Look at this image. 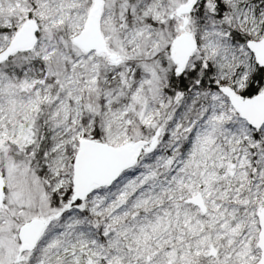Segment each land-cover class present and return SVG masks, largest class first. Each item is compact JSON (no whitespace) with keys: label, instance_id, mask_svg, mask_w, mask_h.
<instances>
[{"label":"rangeland","instance_id":"obj_1","mask_svg":"<svg viewBox=\"0 0 264 264\" xmlns=\"http://www.w3.org/2000/svg\"><path fill=\"white\" fill-rule=\"evenodd\" d=\"M189 2L0 0V54L27 23L39 29L31 50L0 64V264L261 260L264 127L253 130L221 90L241 96L252 80L254 55L230 30L262 40L264 0H200L187 30L198 51L183 70L209 61L219 90L185 96L155 149L138 153L116 184L93 188L72 209L51 204L72 186L82 141L98 133L100 143L127 149L139 142L134 127L156 126L168 104L160 87L174 67L170 45L183 35L171 16ZM217 2L228 10L224 22ZM95 14L103 49L87 52L75 37ZM154 136L144 130L140 141ZM198 195L205 211L188 202ZM35 219L48 227L17 263L19 231Z\"/></svg>","mask_w":264,"mask_h":264},{"label":"water","instance_id":"obj_2","mask_svg":"<svg viewBox=\"0 0 264 264\" xmlns=\"http://www.w3.org/2000/svg\"><path fill=\"white\" fill-rule=\"evenodd\" d=\"M199 1L190 0L188 4L180 6L172 16V19L176 18L182 22L180 31L183 35L175 38L170 45V59L179 68L198 51L194 35L187 30L190 24L189 17ZM95 12L97 14V11ZM96 14L92 16L85 29L75 37V43L87 52H101L103 49V40L98 28L99 17ZM38 32L39 29L34 22L24 25L10 46L0 54V63L7 61L17 52L31 50L36 44ZM247 47L254 55L257 66L264 69V37L260 41H250ZM221 91L235 111L253 130L260 131L264 127V90L251 99L238 96L230 88H223ZM156 138L154 137L151 143L136 142L127 149H116L95 140L82 141L74 159L72 179L74 196L68 209L84 202L91 195L93 188L105 189L116 184L133 163H138L141 152L151 153L155 149ZM4 185V179L0 176V206L3 200ZM188 202L205 211L200 195ZM258 219L261 229L258 247L262 253L258 264H264V208L258 213ZM47 227L46 220L35 219L20 229L17 263H20L24 255L35 251Z\"/></svg>","mask_w":264,"mask_h":264},{"label":"trees","instance_id":"obj_3","mask_svg":"<svg viewBox=\"0 0 264 264\" xmlns=\"http://www.w3.org/2000/svg\"><path fill=\"white\" fill-rule=\"evenodd\" d=\"M217 12L218 15L216 16L217 19L224 22L227 20L228 10L221 2H217ZM172 20V16H171ZM0 31H1V24H0ZM231 37L233 40L241 42L243 44H248L250 40L244 36L239 34L236 31H231ZM39 33L37 34V36ZM195 55V54H194ZM193 55V57H194ZM159 59V55H156L152 58V61L155 62ZM184 65H182L180 68L174 67L168 71V77L167 82L165 85H162L160 87V92L167 97V108L163 111V113L160 116V119L158 120V123L156 126L150 127L146 130L149 134L154 133L155 136L159 135L160 133L167 132L170 126V123L173 119V114L181 102H183V98L185 96L190 95L193 91L198 90L202 93L212 92L219 90V87L215 80V70L213 68V65L204 59H202L200 62H196L195 64L191 65L186 70H183ZM264 90V69L260 67H256L255 73L252 77L251 82L249 83L247 89L243 92L241 95L244 99H251L259 94H261ZM137 131L134 133L133 140L134 141H140L141 133H144V126H136L134 127ZM141 130V133L140 131ZM95 141H98L100 136H98V133H95L94 135ZM154 136V137H155ZM156 136V137H157ZM99 142V141H98ZM60 195V196H59ZM53 196L52 200V206L55 209H59V199L60 202L65 204L67 202H71V198H73V188L72 186H69L66 193H59ZM81 205L79 203L76 206Z\"/></svg>","mask_w":264,"mask_h":264},{"label":"flooded vegetation","instance_id":"obj_4","mask_svg":"<svg viewBox=\"0 0 264 264\" xmlns=\"http://www.w3.org/2000/svg\"><path fill=\"white\" fill-rule=\"evenodd\" d=\"M16 36H17V35H16ZM16 36H15V38H16ZM15 38H14V39H15ZM14 39H13V40H14ZM13 40H12V42H13ZM12 42H11V43H12ZM11 43H10V44H11ZM9 46H10V45H9ZM9 46H8V47H9ZM20 52H26V51H20ZM20 52H17V53H20ZM15 54H16V53H15ZM15 54H14V55H15ZM14 55H13V56H14ZM13 56H12V57H13ZM12 57H11V58H12ZM9 59H10V58H9ZM9 59H8V60H9ZM8 60H7V61H8ZM5 62H6V61H5ZM2 63H4V62H2ZM2 63H0V64H2ZM141 153H142V152H141ZM141 153H140V154H141Z\"/></svg>","mask_w":264,"mask_h":264},{"label":"bare ground","instance_id":"obj_5","mask_svg":"<svg viewBox=\"0 0 264 264\" xmlns=\"http://www.w3.org/2000/svg\"><path fill=\"white\" fill-rule=\"evenodd\" d=\"M243 260H245V258Z\"/></svg>","mask_w":264,"mask_h":264}]
</instances>
